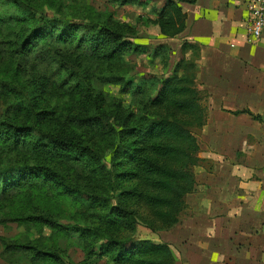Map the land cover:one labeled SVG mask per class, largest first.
<instances>
[{
    "label": "trees",
    "instance_id": "16d2710c",
    "mask_svg": "<svg viewBox=\"0 0 264 264\" xmlns=\"http://www.w3.org/2000/svg\"><path fill=\"white\" fill-rule=\"evenodd\" d=\"M195 1L164 0L161 32L181 33V4ZM58 2L0 0V55L9 58L0 87L10 99L0 112V223L49 229L82 251L77 264H175L168 243L131 232L139 208L149 228L176 225L186 196L198 190L193 129L206 123L208 97L198 81L199 48L183 42L171 75L134 83L123 74L126 54L137 50L125 32L91 17L62 19L53 12ZM106 84L119 86L130 106ZM68 164L77 165L76 177ZM2 240L5 253L29 264H64L55 246Z\"/></svg>",
    "mask_w": 264,
    "mask_h": 264
},
{
    "label": "crops",
    "instance_id": "0c3cea01",
    "mask_svg": "<svg viewBox=\"0 0 264 264\" xmlns=\"http://www.w3.org/2000/svg\"><path fill=\"white\" fill-rule=\"evenodd\" d=\"M181 7L179 50L183 42L198 46V79L208 92L202 140L209 165L162 239L175 264H264V40L247 39L246 0ZM238 110L261 119L231 113Z\"/></svg>",
    "mask_w": 264,
    "mask_h": 264
},
{
    "label": "rangeland",
    "instance_id": "374dc122",
    "mask_svg": "<svg viewBox=\"0 0 264 264\" xmlns=\"http://www.w3.org/2000/svg\"><path fill=\"white\" fill-rule=\"evenodd\" d=\"M164 0H59L53 8L56 16L62 19L71 18L79 23H86L91 17L98 24L107 23L115 29L125 32L126 39L131 42L137 50L126 54L123 62L125 77L134 78V83L140 78H163L171 75L175 64L182 57L179 45L181 42L176 36H170L172 30L165 27L161 32L156 24L157 10L163 6ZM158 52L155 54L154 52ZM190 59V58H189ZM9 58L5 59L0 55V76L5 72ZM108 72V70H106ZM199 81V79H198ZM204 88V87H203ZM103 89L109 96L120 99L124 107L130 106L129 97L121 94L119 86L106 84ZM207 93V90L204 88ZM207 98L203 100V105L207 107ZM10 101L0 87V112L7 108ZM8 112L11 109L7 110ZM7 112V113H8ZM200 145L199 156L200 165L196 169V178L201 171L209 165L203 159L204 151L202 140V128L193 129ZM77 165L68 164L67 169L73 174L72 168ZM77 172V169L74 170ZM79 176V174H78ZM2 204V202H0ZM63 209H70L68 202L60 205ZM141 218L131 236L135 239H149L154 242H164L162 237L168 229H152L145 225L147 214L143 209H138ZM17 238L21 243L38 242L39 245L50 248L55 246L59 249L58 257L64 264H77L83 259L82 251L68 245V241L63 238H56L51 235V231L44 228L38 232L30 223L18 224L16 222L0 223V264H29L21 255H9L4 252L3 238ZM97 264H106L100 261Z\"/></svg>",
    "mask_w": 264,
    "mask_h": 264
},
{
    "label": "built area",
    "instance_id": "2783aa9c",
    "mask_svg": "<svg viewBox=\"0 0 264 264\" xmlns=\"http://www.w3.org/2000/svg\"><path fill=\"white\" fill-rule=\"evenodd\" d=\"M245 32L251 42L264 40V0H246Z\"/></svg>",
    "mask_w": 264,
    "mask_h": 264
}]
</instances>
